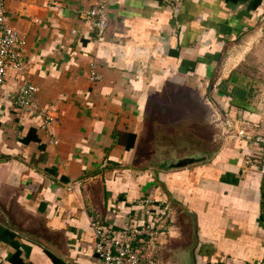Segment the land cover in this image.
I'll return each instance as SVG.
<instances>
[{
    "label": "crops",
    "instance_id": "crops-1",
    "mask_svg": "<svg viewBox=\"0 0 264 264\" xmlns=\"http://www.w3.org/2000/svg\"><path fill=\"white\" fill-rule=\"evenodd\" d=\"M100 3L102 35L87 17ZM4 5L26 44L0 103V264H99L90 218L120 227L142 195L168 206L137 242L163 264H264V0ZM24 80L45 114L15 105ZM169 89L192 91L212 130L183 166L156 135L151 105Z\"/></svg>",
    "mask_w": 264,
    "mask_h": 264
},
{
    "label": "built area",
    "instance_id": "built-area-1",
    "mask_svg": "<svg viewBox=\"0 0 264 264\" xmlns=\"http://www.w3.org/2000/svg\"><path fill=\"white\" fill-rule=\"evenodd\" d=\"M183 0H170L177 5ZM89 21L98 30L99 35L104 33L108 25V16L104 4H96L88 11ZM26 44L24 37L10 25L6 16L4 0H0V103L3 99V88L11 73H21L25 64L23 48ZM95 79L99 74L92 71ZM37 86L24 80L18 85L15 105L24 112H36L45 114V110L38 109L34 105V94ZM45 127L51 122L46 117ZM259 149L256 158L258 169L264 173V131L257 133L254 140ZM131 212V213H130ZM126 217L124 224L115 227L110 223L103 222L99 217L90 218V226L95 235L94 251L99 264H163L154 253L138 247L137 242H144L146 238L153 239L163 228V222L168 215L167 204L150 196L142 195L131 203V211ZM151 215V219L139 217Z\"/></svg>",
    "mask_w": 264,
    "mask_h": 264
},
{
    "label": "rangeland",
    "instance_id": "rangeland-1",
    "mask_svg": "<svg viewBox=\"0 0 264 264\" xmlns=\"http://www.w3.org/2000/svg\"><path fill=\"white\" fill-rule=\"evenodd\" d=\"M167 91L170 96L172 95L176 99L171 97L160 98L151 105L154 112V122L157 123L156 135H158L161 144L164 143L160 148L161 152L167 157L171 156L178 159L185 154L203 149V147L204 149H213L214 145L209 142L212 130L210 126L204 123L206 110L193 92L190 91V97L187 96L186 92L180 93L170 89ZM167 104L171 105L168 106ZM157 107H167L168 109L156 112ZM184 108L187 110L185 114ZM160 158L166 159L161 154Z\"/></svg>",
    "mask_w": 264,
    "mask_h": 264
},
{
    "label": "water",
    "instance_id": "water-1",
    "mask_svg": "<svg viewBox=\"0 0 264 264\" xmlns=\"http://www.w3.org/2000/svg\"><path fill=\"white\" fill-rule=\"evenodd\" d=\"M202 158L201 157H183L181 159H178V161L174 162L173 165L175 166H183V165H187V164H190V163H193V162H196V161H199L201 160ZM171 165V163H167L165 166H169Z\"/></svg>",
    "mask_w": 264,
    "mask_h": 264
},
{
    "label": "trees",
    "instance_id": "trees-1",
    "mask_svg": "<svg viewBox=\"0 0 264 264\" xmlns=\"http://www.w3.org/2000/svg\"><path fill=\"white\" fill-rule=\"evenodd\" d=\"M53 260H54L55 264H61V261L58 260L57 258L53 257Z\"/></svg>",
    "mask_w": 264,
    "mask_h": 264
}]
</instances>
